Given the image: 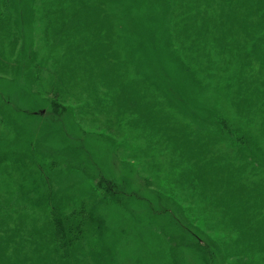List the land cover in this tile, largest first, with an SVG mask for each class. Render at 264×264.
<instances>
[{
	"label": "trees",
	"instance_id": "trees-1",
	"mask_svg": "<svg viewBox=\"0 0 264 264\" xmlns=\"http://www.w3.org/2000/svg\"><path fill=\"white\" fill-rule=\"evenodd\" d=\"M0 264H264V0H0Z\"/></svg>",
	"mask_w": 264,
	"mask_h": 264
},
{
	"label": "rangeland",
	"instance_id": "rangeland-1",
	"mask_svg": "<svg viewBox=\"0 0 264 264\" xmlns=\"http://www.w3.org/2000/svg\"><path fill=\"white\" fill-rule=\"evenodd\" d=\"M159 2H161L162 6H168L166 3L162 2V1H159ZM158 6H159V3L149 4V2L148 3L145 2V3H140L138 6H134L133 8L131 7L130 9H128L127 15L130 14V17L128 19L129 20L130 29L131 30L134 29L135 26H134L133 23H135L136 18L140 19V17H141V19L143 21L141 23V26L143 28L147 29L150 26L152 28V30L154 31V28L158 27V29L160 31H162L164 33H165V31L168 32L171 29V28H169L170 27L169 22L172 21L171 20V18H172L171 11H169L167 14H165V16H163L161 13H159L160 12L159 11L160 8ZM134 15H135V18H134ZM153 15L157 16V18H156L157 20L152 19ZM130 33L129 34L126 33L127 36H128L127 38H129ZM123 44H124V42H123ZM149 46L151 47L150 44H149ZM152 50H153V48H152ZM171 75L176 81H178V83L179 82L181 83L183 91L187 92L188 95L185 94V96H182V98L179 97V99L182 100L183 102H185L186 105L190 109H193L194 106L196 105L193 102H190L193 99L195 100V101L193 100L194 102H201V101H207L208 102V101H212V99L209 98L210 93H208V94L207 93L206 94L205 93L200 94L197 90H194L193 85L190 84L187 79H184V77H182V75L180 74V67L178 65H175V68L172 69V74ZM168 81H170V83H172L171 79H169V78H168ZM173 83H175L174 80H173ZM180 83H179V85H180ZM172 89L173 88L171 86V90L170 89L169 90L172 92ZM141 92H142L141 95L144 96L143 98H145V100H148L149 98H151L149 91L145 92V91L141 90ZM145 93H147V96L145 95ZM14 99L17 100L15 98V96L13 97V100ZM190 103L194 104V106L190 105ZM22 108H25V109L28 108L27 104L25 103V105H23ZM180 111L184 112V109L182 107H180ZM108 115H110V114H108ZM82 127L84 129H87V131L89 133H93V131H92L93 127L92 126H89L87 124H82ZM100 131L104 132L105 129L101 128ZM155 135H157V136H154V138L148 139L149 142L146 141L145 145L146 146L150 145V147H147V148H150V150L152 152L151 156H149V157L152 158V160H154L153 163H156L155 165L159 167L158 170L166 169L168 163H167V165L165 164V154H164L165 151L162 152L160 155L158 154L159 146L156 144V140L160 139L163 142L162 143V149L168 151V153H167V157L168 158H169L170 150L174 151L176 148H179L180 147V143L178 144L176 141L172 142V141L163 140L162 137H160L159 134H155ZM118 137H120V136H118ZM90 143H93V141L91 139H90ZM181 149H183L184 152H186L187 151L186 145L182 144V148ZM90 153H91L92 157L95 156L94 159L96 161H98L100 163V165L103 166L105 169L107 167V170H111L117 176H119L120 173H124V170H125L124 167H122L121 171L119 172V171L116 170V168L114 166H112L110 164L112 153L108 152L106 150V146L105 145L102 144V145L97 146V145L93 144ZM178 153H180V152H178ZM142 156H143V158L145 157V155H143V154H142ZM143 158H139L137 162L135 161V163L132 160H130V163L133 164L132 166L137 170L136 174H140L141 172H143L144 171L143 168L148 164V162H147V164H144V159L145 158L144 159ZM120 161H122V160L120 159ZM145 161H146V159H145ZM123 162L125 163L126 160H124ZM141 175L147 176L145 173H143ZM150 189H155V187L154 186H150ZM153 207H156L155 203H154ZM157 208H159V207H157ZM154 243H156V242H154ZM186 262H187V259H186Z\"/></svg>",
	"mask_w": 264,
	"mask_h": 264
}]
</instances>
